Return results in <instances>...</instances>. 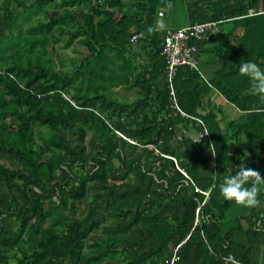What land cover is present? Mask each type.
<instances>
[{"label":"trees","instance_id":"16d2710c","mask_svg":"<svg viewBox=\"0 0 264 264\" xmlns=\"http://www.w3.org/2000/svg\"><path fill=\"white\" fill-rule=\"evenodd\" d=\"M177 6L218 24L170 82L156 22ZM241 60L264 67V0H0V264H264V193L219 191L241 161L264 178Z\"/></svg>","mask_w":264,"mask_h":264},{"label":"clouds","instance_id":"9594fccd","mask_svg":"<svg viewBox=\"0 0 264 264\" xmlns=\"http://www.w3.org/2000/svg\"><path fill=\"white\" fill-rule=\"evenodd\" d=\"M237 66L238 73L246 76L250 81L247 91L264 100V67L252 60H241ZM192 139L193 143L200 142L195 136ZM238 169L234 175L224 176L223 182L219 184L220 194L237 205L255 207L260 203L258 194L264 193V178L260 172L245 167L242 161Z\"/></svg>","mask_w":264,"mask_h":264},{"label":"built area","instance_id":"2783aa9c","mask_svg":"<svg viewBox=\"0 0 264 264\" xmlns=\"http://www.w3.org/2000/svg\"><path fill=\"white\" fill-rule=\"evenodd\" d=\"M163 11L159 12V16H163ZM218 22H204L194 25L184 26L179 29H167L166 34L162 43V55H164L167 66L166 73L169 81L171 82L174 78L177 69L181 66H189L191 68L197 69L198 64L193 55V46L190 45L189 41L191 39H203L205 34L214 29ZM137 40V35L132 37V42L135 43ZM173 105L176 108L177 100L175 98V92L172 90L170 92ZM208 135L207 130H203L195 137L200 141L203 137ZM177 257L172 259L174 262ZM226 263L230 264H243L241 261L237 260L233 254H230L226 258Z\"/></svg>","mask_w":264,"mask_h":264},{"label":"rangeland","instance_id":"374dc122","mask_svg":"<svg viewBox=\"0 0 264 264\" xmlns=\"http://www.w3.org/2000/svg\"><path fill=\"white\" fill-rule=\"evenodd\" d=\"M130 0H123V2L127 5ZM161 11L165 12L164 17H158L157 22H161L162 28H179L186 25V16L185 11L182 6L177 7H165L162 8ZM78 46L72 45L70 48L65 50V54L67 57H78ZM114 96H118L120 98H125L127 100H131L134 98L135 94L139 93L138 89L125 91L124 89L119 90H111L110 91ZM6 164L8 166H13V162L7 161Z\"/></svg>","mask_w":264,"mask_h":264},{"label":"crops","instance_id":"0c3cea01","mask_svg":"<svg viewBox=\"0 0 264 264\" xmlns=\"http://www.w3.org/2000/svg\"><path fill=\"white\" fill-rule=\"evenodd\" d=\"M163 13H164V15L163 16H159V18L165 16V12H163ZM156 26L159 29V31H166L167 29H179V28L184 27V26H182V27H179V28H169V27L162 28L161 22H159V23L156 22ZM210 99H211V101H213L217 105L222 106L226 116L233 117V118H239L242 115V112H240L232 104L227 102L224 99V97L222 95H220L219 93H217L216 91H212V93L210 94Z\"/></svg>","mask_w":264,"mask_h":264}]
</instances>
